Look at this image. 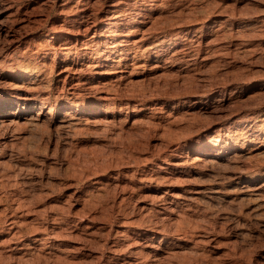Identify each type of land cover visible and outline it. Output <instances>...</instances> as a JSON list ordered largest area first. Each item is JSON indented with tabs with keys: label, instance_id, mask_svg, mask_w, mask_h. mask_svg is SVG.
I'll use <instances>...</instances> for the list:
<instances>
[{
	"label": "rangeland",
	"instance_id": "obj_1",
	"mask_svg": "<svg viewBox=\"0 0 264 264\" xmlns=\"http://www.w3.org/2000/svg\"><path fill=\"white\" fill-rule=\"evenodd\" d=\"M259 174L264 0H0V264H264Z\"/></svg>",
	"mask_w": 264,
	"mask_h": 264
},
{
	"label": "bare ground",
	"instance_id": "obj_2",
	"mask_svg": "<svg viewBox=\"0 0 264 264\" xmlns=\"http://www.w3.org/2000/svg\"><path fill=\"white\" fill-rule=\"evenodd\" d=\"M143 9H144V7H143ZM147 10V9H146ZM141 14V13H140ZM149 14V13H148ZM2 30V29H1ZM176 42V41H175ZM171 44V43H170ZM172 44H173V42H172ZM175 44V43H174ZM172 45V46H170V47H172V48H174V46H176V45ZM158 47V46H157ZM157 53L156 54H158V52L159 51H156ZM14 79L15 80H21L20 79V76L18 75V73L16 74V76L14 77ZM6 106H10V105H6ZM5 106V107H6ZM9 109V108H8ZM93 109H95V108H93L92 107V105H87L86 107H84L82 110L85 112V113H89V112H91ZM60 111V110H59ZM29 112V109L28 110H26V113H28ZM7 113H10V112H7ZM25 113V112H24ZM25 113V114H26ZM53 113V112H52ZM38 114V113H37ZM36 114V115H37ZM57 114H58V111H57ZM8 115V114H7ZM36 115H34V116H36ZM52 116H55L56 115V112L55 113H53V114H51ZM30 118H31V116H30ZM33 118V117H32ZM35 118V117H34ZM33 118V119H34ZM51 118V117H50ZM32 119V120H33ZM36 119V118H35ZM37 119H39V118H37ZM67 124V123H66ZM69 124H70V122H69ZM68 125V124H67ZM241 136H239V138H240ZM236 140V139H235ZM236 142V141H235ZM241 142V141H240ZM241 143H243V142H241ZM244 145H245V143H244ZM258 145V144H257ZM206 146V145H205ZM211 146L212 147H214L215 145H207L205 148H203V153H206V154H210V151L212 150V148H211ZM242 146H243V144H242ZM256 146V145H255ZM204 147V146H203ZM245 147V146H244ZM260 147V146H259ZM202 148V147H201ZM215 148V147H214ZM226 148H227V146H226ZM239 148V147H238ZM243 148V147H242ZM251 148V147H250ZM253 148V147H252ZM255 148V147H254ZM253 148V149H254ZM257 148V147H256ZM223 149V148H222ZM199 150H200V148H199ZM252 150V149H251ZM228 151V150H227ZM222 152V151H221ZM224 152V151H223ZM238 152V151H237ZM224 153H226V152H224ZM232 153V152H231ZM241 153V152H240ZM240 153L239 154H233L232 156L231 155H229L228 157V159H230V160H238L237 158H238V155H240ZM242 156V154L239 156V157H241ZM210 162H213L212 160L210 161ZM262 175H263V173H262ZM260 177H263V176H260V174H259V177H257V176H253V177H251V178H248V179H244V178H242V177H240V178H237V184H241V192L242 193H244V194H247L248 196H249V199L248 200H251V201H254V202H257V200H259V198H261L262 197V193H264V184L263 185H261V183H260V181H259V178ZM169 239V237L167 236V234L162 238V242L164 243V242H167V241H169L168 240ZM171 239V238H170Z\"/></svg>",
	"mask_w": 264,
	"mask_h": 264
}]
</instances>
